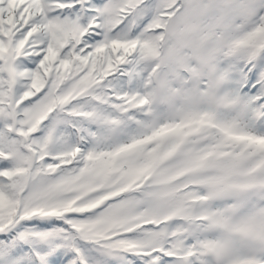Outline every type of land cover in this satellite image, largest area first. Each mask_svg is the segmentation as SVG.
Segmentation results:
<instances>
[{
    "label": "snow or ice",
    "instance_id": "1",
    "mask_svg": "<svg viewBox=\"0 0 264 264\" xmlns=\"http://www.w3.org/2000/svg\"><path fill=\"white\" fill-rule=\"evenodd\" d=\"M0 264H264V0H0Z\"/></svg>",
    "mask_w": 264,
    "mask_h": 264
}]
</instances>
